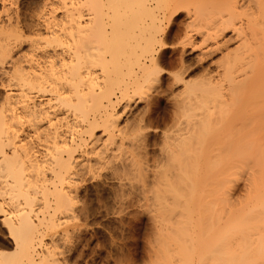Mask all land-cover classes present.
<instances>
[{
	"label": "bare ground",
	"instance_id": "1",
	"mask_svg": "<svg viewBox=\"0 0 264 264\" xmlns=\"http://www.w3.org/2000/svg\"><path fill=\"white\" fill-rule=\"evenodd\" d=\"M60 2V16L36 13L46 16L43 28L37 18L41 26H30L23 8L0 20V80L7 88L0 100V223L12 246L0 249V264L63 262L42 232L82 208L72 210L79 183L100 171L122 187L139 177L134 190L160 224L152 263L264 264V0ZM182 15L183 45L198 33L199 54L222 55L213 72L195 78L188 76L197 68L186 78L191 65L176 57L180 69L169 79L181 87L168 99L177 110L174 129H163L156 144L148 103L120 121L145 85H156L160 97L168 92L156 83L171 46L163 34ZM26 32L33 36L27 50L12 54ZM238 165L249 169V183L235 203Z\"/></svg>",
	"mask_w": 264,
	"mask_h": 264
},
{
	"label": "rangeland",
	"instance_id": "2",
	"mask_svg": "<svg viewBox=\"0 0 264 264\" xmlns=\"http://www.w3.org/2000/svg\"><path fill=\"white\" fill-rule=\"evenodd\" d=\"M13 5H15L16 8ZM61 6H62V3L60 2V0H9V2H8V0H3V1L0 0V16H1L0 20L4 21L7 18V16H9V15L11 16V18H13L15 15L14 13L16 12L14 10L20 9L19 11H21V9L23 8L21 11L22 15L24 17L26 16L25 18L28 21V23L30 22V24H29L30 26H32L31 24H33V26L36 28L37 26L38 27L41 26L38 23L43 24L45 22V21L42 22L43 19L46 18V16L44 18L42 17L43 16L42 13H44V15H45V13H47V17L51 16L52 14H54L55 16H60L61 13L63 12V6L62 7ZM3 8H4V10H3ZM38 10L43 11V12L41 11L42 13H39V14H42V16H38V14H36L37 12H40ZM181 12L184 13L185 11L182 10ZM30 15L33 17H31ZM29 16L31 17V19ZM36 16H38V17H36ZM182 16L179 17V19H177V21L170 23V25L168 23L166 26L167 33L165 31V33L163 34L164 40L166 41V38H168L167 39L169 41L168 43L171 46L168 48V52L166 51L167 53H165V55L161 58L163 61L160 59V61H162V63L159 61L160 62L159 65H161V67H162L161 68L159 66L161 69V75H160L161 78H159L160 81L158 80V81H156V83L160 82L162 84V86L166 85L165 86V92H167L166 91V88H167L168 94L167 93L166 94L169 97L167 96L168 97L167 98L166 94H164V92H163L160 95H161V97L162 96H165V97H163L161 100V97L154 93L155 92L154 87L156 85H154V86H152V84L148 85V88H149L148 90H147V87L145 85V87L142 88V94H144L146 91L147 92L144 96L143 95L142 96L143 97H145V96L149 97L148 94L150 93L151 94L150 97L153 96L152 98H154V99L156 98V100L145 97V100H146L145 101L144 98L142 97L143 100H141L142 99L141 98L140 101L133 102L131 104L132 106H131L130 112L126 113L124 115V117H122L124 119L121 118V121L119 120L120 123L125 122L124 121L125 118H126V120L129 119V121H131L132 119L130 120V118L134 117L135 113L137 114V112L139 111L140 108L144 109L143 106L146 105L145 102L148 103L149 105H147V107L149 106L148 108H151V109L146 108L147 112L153 113V114H150V115H152L151 120H152V122L154 121V124L156 125L155 126L153 124L154 127L152 126L154 134L151 133L152 136H150V139H153L156 142V144H159L162 141V138H160V137L162 136L164 131L166 133L167 132L169 133L172 129H174V126H173V128L171 126V118L173 117V115H172L173 112L174 111L177 112V110L174 108L173 105H171V103H169L170 101L168 99L171 97V95H169V92H172L170 94H173V91L177 92V90L179 91V89L181 87V85L179 83H177V85L176 84L172 85L173 78H171V76L175 72H177L178 69H180V67H178L180 65H179V63H178L179 61L177 59L180 56H182L183 60H186L184 63L185 64L187 63V65L188 64L191 65V66H189L190 68L185 72L186 74L184 73V76H186V78H188V77L195 78V76L198 77L200 75V73L201 74L203 72L205 73L206 69H207V72L208 71L213 72L214 71V67H213L214 63L217 62L216 60L220 59L219 56L222 55L220 50L219 51L216 50L212 54H209L210 55L209 57H207V55H204V54H203L204 57H202L203 56L202 53L201 54H199V53L201 51L203 52L204 45H202L201 35L200 34L198 35V33H196L194 35V37L192 38V42L194 41L195 45H194V42L193 43L191 42L190 44L184 43V45H183V42L185 41L183 39L186 38V37H184V31H185V25L187 23L186 21H188V19H187L188 17L186 15L185 16L182 15ZM41 17L43 18L42 20L40 19ZM36 18L38 20V23H36L37 22ZM44 24H43V26H41L42 28L44 27ZM35 25H37V26H35ZM32 27H31V29L34 30L35 28H32ZM229 36H231V32L226 31V35H224L223 38L227 39V37H229ZM30 37H33L32 34L26 32L25 35L22 37L20 44L15 43L14 44L15 47L12 45L13 49H10V50H12V54H14V52H15V55H16V53H18V54H20L22 52L24 53L25 50H27L28 40ZM17 44L19 46H16ZM191 44H192V46H191ZM235 44H236V42L234 40H231L230 42H228V47L233 48V46ZM177 46H179V47H177ZM170 48L171 49L174 48L175 50L173 49V51L171 52ZM181 48H183V49L181 50ZM195 54H196V56H195ZM178 55H180V56L178 57ZM168 56H169V58H168ZM173 56H174V59L172 58ZM176 57H177V59H176ZM198 57L202 58L201 59L202 61H200L201 63L200 62L199 63L202 65V67L205 66V69L198 66V64H199L198 63V59H199ZM216 57H217V59H216ZM171 58H172V61H171ZM176 60L178 62H176ZM195 62H196V64H195ZM177 63H178V65H177ZM6 66L7 65H5V67ZM206 66L208 68H206ZM176 68H177V70H176ZM194 68L195 69L197 68L198 70L196 69V71L194 70V72H193L192 70ZM201 69H202V72H201ZM188 72L189 73L193 72L194 74L191 73L189 75ZM196 73L198 76L196 75ZM2 78L3 77L1 76L0 79H2ZM167 78H168V80L171 81V84H170L172 86L171 89L169 87L170 85L167 84L169 82L167 80ZM169 78H171L172 80ZM165 79L167 82L164 83ZM2 83L3 82H1V80H0V100H1V98L3 99L5 91L7 90V88L5 87V84L3 85ZM157 84H159V83H157ZM1 85H2V87H1ZM172 89H174V90H172ZM179 92H177V93H179ZM153 94L155 95V97ZM172 96H174V94ZM147 99H149V100H147ZM150 100L151 101L153 100L154 102H150ZM118 108H119V106H118ZM136 110H137V112H136ZM174 114L176 115V113H174ZM152 117H153V119H152ZM176 117H177V115H176ZM154 119H157V120L155 121ZM173 120L174 119L172 118V122H173ZM167 125L170 126L169 129H167V127H168ZM172 125H174V124L172 123ZM163 129H164V131H163ZM155 133H156V135H155ZM160 133H161V136H160ZM31 139L34 141V137ZM159 140H161V141H159ZM156 146L158 147V145H156ZM239 166H241V165H238V168L237 167L234 168L233 173L234 174L236 173V174L233 175V179H232L231 184H233L234 179H237V180H234L235 184L232 185L233 186L232 188L230 187L232 189V190L230 189L231 192L229 191L230 193H232V195L230 194V196H233L231 198H232V200L233 199L235 200V203H238V199L241 198L242 195H245L244 193H246L248 190L246 184L249 183V178H247V175H248L247 170L249 171V169H247L246 166H241V168H239ZM100 173H102V174L99 175ZM100 173L99 174L97 173V176H95L94 174H92V176H90L91 174L87 175L88 177L87 176L85 177L87 181L84 179L83 181H81V183H79L80 187L78 186V190H80V192L78 194V197H76L77 201L75 200V203L73 201V203H74L73 208L74 209L72 208V210L75 211V210H77V208L79 209L80 207H82L81 209L77 210L76 213H74L72 211V213L70 215L61 216L62 214L57 213L53 216L54 219L56 218V215H59L58 217L61 216L59 218V220L61 221L60 223L67 224V228H68L67 230L69 232L63 231L62 228H64L66 226L63 224H60V226L58 225V226H55L53 228L47 227L46 229L43 230L44 232H42V234L44 235L42 238L43 243H46V244L49 243L48 246L54 245L53 247H54L55 251L57 252V254L59 255V258L61 257L60 260L61 261L64 260L60 264H114V263L115 264H146L147 261H149L147 264L152 263L151 260H153V259L155 260V258H153L151 260H150V258L152 256L154 257L155 255H154V253L152 254L151 251H153L154 250L153 248L156 246V241L153 240V238H156L155 237L156 235L153 233H155V232L157 233L160 230L159 229L160 224L158 225V223H156L158 221H155L156 219L158 220V218H154L151 213H148V211H146V209H144L143 206L146 203L145 200H143L142 197H140L141 195L138 194V192H137L138 190H134V189H136L135 187L138 186V183L135 182V180H137V179H135V178H139V177L138 176H136L135 178L131 177V179H129L127 181L125 180L126 182L131 181L130 182L131 186H129L128 183H127V186L124 185L125 189L128 188L125 191L124 186L123 187L121 186V183H120L121 181L120 182H118L119 180L115 181L117 179H115L113 177H111V179H110L109 175L103 176V174H105V173L102 171H100ZM138 181L140 184L139 179H138ZM117 183H120L121 188H119V185ZM129 187H132V188H129ZM120 189L121 190L123 189L124 191L122 190V193L120 192V194H119V191H121ZM132 192L134 194L135 193L136 194L134 195ZM236 195H237V197H236ZM234 200H233V202H234ZM143 201H144V204H143ZM118 206H119V208H118ZM81 210H83V211H81ZM72 214L74 215V217H71ZM68 217H70V218L66 219ZM151 217H152V219H151ZM153 220L155 222H153ZM71 228L72 229L74 228V229L72 230ZM67 235H68V237H67ZM152 235L153 236L155 235V236L153 237ZM60 236H62V237H60ZM4 242H6V243H4ZM9 242H10V239L7 237V233H6L5 229H3L1 227V223H0V249L1 250L4 248L12 249L11 243H9ZM150 243H155V246H154V244L150 245ZM7 244H9V246ZM61 251H62V253H61ZM62 257H64V258L62 259ZM152 264H154V262Z\"/></svg>",
	"mask_w": 264,
	"mask_h": 264
}]
</instances>
